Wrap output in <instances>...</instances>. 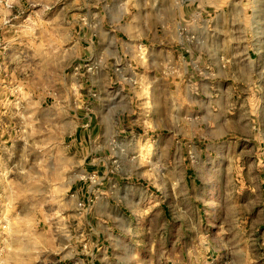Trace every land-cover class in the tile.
I'll use <instances>...</instances> for the list:
<instances>
[{
  "label": "rangeland",
  "instance_id": "rangeland-1",
  "mask_svg": "<svg viewBox=\"0 0 264 264\" xmlns=\"http://www.w3.org/2000/svg\"><path fill=\"white\" fill-rule=\"evenodd\" d=\"M1 88L0 264H264V0H0Z\"/></svg>",
  "mask_w": 264,
  "mask_h": 264
},
{
  "label": "crops",
  "instance_id": "crops-1",
  "mask_svg": "<svg viewBox=\"0 0 264 264\" xmlns=\"http://www.w3.org/2000/svg\"><path fill=\"white\" fill-rule=\"evenodd\" d=\"M5 91H12V92H15L14 89L12 88V90L8 89H4V88H1L0 89V98H1V95L5 92ZM2 102V100H1ZM7 115H10V118H11V126L14 127V119H18L19 115H18V111H16L15 107L12 105L11 106V109H1L0 108V119L2 120L4 116H7ZM12 133H14V131H12ZM11 133V134H12Z\"/></svg>",
  "mask_w": 264,
  "mask_h": 264
}]
</instances>
